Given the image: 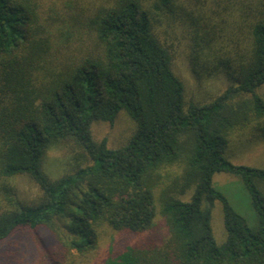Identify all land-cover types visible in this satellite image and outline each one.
Segmentation results:
<instances>
[{
    "label": "trees",
    "instance_id": "trees-1",
    "mask_svg": "<svg viewBox=\"0 0 264 264\" xmlns=\"http://www.w3.org/2000/svg\"><path fill=\"white\" fill-rule=\"evenodd\" d=\"M181 47L195 78L229 79L222 94L186 101ZM121 111L135 125L127 143L94 141L91 125ZM247 129L264 138V0H0V244L34 233L32 264H76L105 229L135 239L101 264H264V170L224 156ZM66 145L70 172L51 179L45 156ZM216 173L240 180L253 225L213 187ZM20 178L40 196L22 199ZM191 188L187 202L169 195Z\"/></svg>",
    "mask_w": 264,
    "mask_h": 264
},
{
    "label": "rangeland",
    "instance_id": "rangeland-1",
    "mask_svg": "<svg viewBox=\"0 0 264 264\" xmlns=\"http://www.w3.org/2000/svg\"><path fill=\"white\" fill-rule=\"evenodd\" d=\"M173 70L181 78L185 85L186 101L198 104L210 102L216 98L228 87L230 81L225 76L218 75L212 78L197 77L190 71L186 51L181 47L173 61ZM135 130V125L123 112H119L114 123L108 124L96 122L91 125V133L94 141H106L109 149H117L124 146ZM229 144L225 151V158L233 165L246 166L264 170V138L258 136L253 130L247 129L241 134L231 133ZM72 148L69 145L62 148L51 149L47 152L43 171L51 179H57L70 172L72 161ZM71 151V152H70ZM171 172L178 175L180 168L173 167L164 170L162 173ZM213 187L223 193L236 212L243 216L249 225L255 223V214L250 206V198L242 183L236 177L224 173H216L212 177ZM20 197L26 201H33L40 192L38 188L25 178L15 181ZM165 186H159L156 196L162 194ZM165 190H163L164 192ZM193 188L189 189L183 196H177L175 193L169 194L170 197L187 202ZM158 238L165 235L166 227L162 218L157 215L155 219ZM211 232L214 242L217 245L224 243L226 234L223 225L222 209L219 202H215L211 209ZM99 249L92 255L85 257H76V264H98L103 262L109 253L114 249L116 251L124 248L127 242L131 243L135 237L129 235H117L108 229L102 231ZM46 235L43 232V236ZM34 233L24 231L21 234H15L0 244V264H32L39 259L38 247L33 240Z\"/></svg>",
    "mask_w": 264,
    "mask_h": 264
}]
</instances>
